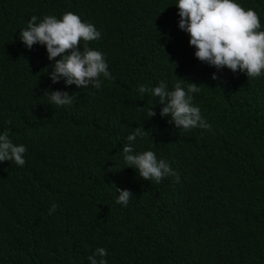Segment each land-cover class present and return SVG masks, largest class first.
<instances>
[{
	"label": "trees",
	"instance_id": "1",
	"mask_svg": "<svg viewBox=\"0 0 264 264\" xmlns=\"http://www.w3.org/2000/svg\"><path fill=\"white\" fill-rule=\"evenodd\" d=\"M236 2L264 31V0ZM175 4L0 0V132L27 147L23 166L0 161V264H90L98 247L107 264H264V75L199 61ZM68 11L101 33L89 46L113 79L101 76L100 89L53 83L45 46L19 38L31 16ZM177 80L198 84L193 104L213 131L178 128L160 116L158 98L138 91ZM47 90L73 103L56 106ZM143 105L156 115L138 112ZM135 127L147 131L135 151H154L178 182L146 181L125 165ZM116 188L132 193L127 206Z\"/></svg>",
	"mask_w": 264,
	"mask_h": 264
},
{
	"label": "clouds",
	"instance_id": "2",
	"mask_svg": "<svg viewBox=\"0 0 264 264\" xmlns=\"http://www.w3.org/2000/svg\"><path fill=\"white\" fill-rule=\"evenodd\" d=\"M175 6L178 8V27L188 33V43L195 48L194 55L199 61L217 70L226 67L234 73L244 72L248 78L264 75V31L260 30V19L255 10L245 9L236 0H176ZM19 38L28 49L34 44L45 46L48 59L54 60L52 71L47 73L53 83L63 78L66 85L100 89L101 76L113 79L104 53L89 46L101 38L100 31L71 11L63 13L60 18L46 15L38 20L36 15L31 16L27 27L20 30ZM211 78L219 79L216 73ZM138 91L141 96L150 92L158 98L163 105L160 116H169V122L178 128L213 131L200 108L193 104L192 94L200 91L197 83L189 82L185 88L183 81L177 80L169 90L168 85L160 81L151 89L140 85ZM45 93L56 106H69L74 100L67 91L47 90ZM137 111L146 113L147 118L156 115L153 107L145 105L138 107ZM146 135L143 127H135L127 136L128 143L122 147L125 165L135 169L146 181L160 183L165 177L174 176L178 182L179 175L166 160L158 159L154 151H135L137 138ZM26 152L24 144L13 143L8 130L0 132V161H14L23 166ZM116 191L119 192L116 203L127 206L132 193L127 189L116 188ZM56 208L53 203L49 214ZM106 256L107 250L98 247L87 259L90 264H107Z\"/></svg>",
	"mask_w": 264,
	"mask_h": 264
}]
</instances>
